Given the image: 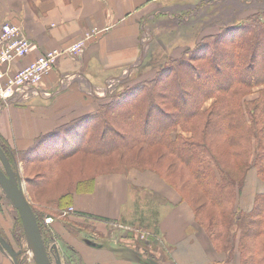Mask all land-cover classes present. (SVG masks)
Returning a JSON list of instances; mask_svg holds the SVG:
<instances>
[{
  "label": "trees",
  "instance_id": "trees-1",
  "mask_svg": "<svg viewBox=\"0 0 264 264\" xmlns=\"http://www.w3.org/2000/svg\"><path fill=\"white\" fill-rule=\"evenodd\" d=\"M259 13L220 25L180 56L165 60L152 79L120 87L96 112L38 137L24 153L12 152L0 138L11 166L20 160L40 169L38 181L27 180L29 190L36 192L53 184L63 160L81 155L109 161L118 151L160 148L159 159L170 158L162 172L169 176L176 166L184 169L203 205L220 214L209 222L194 216L214 249L225 255L214 264H232L236 251L240 264H264V190L251 208L238 209L243 179L236 180L235 173L253 168L264 176V14ZM254 88L258 95L248 99ZM70 145L71 150L63 153ZM133 160L136 165L128 169L110 164L71 180L46 202L59 214H69L65 212L73 208V195L92 191L98 175L156 166L155 162L145 166L137 156ZM167 183L183 186L172 178ZM197 197L182 200L194 207ZM30 205L38 221L36 207ZM15 228L22 233L19 217Z\"/></svg>",
  "mask_w": 264,
  "mask_h": 264
},
{
  "label": "crops",
  "instance_id": "crops-1",
  "mask_svg": "<svg viewBox=\"0 0 264 264\" xmlns=\"http://www.w3.org/2000/svg\"><path fill=\"white\" fill-rule=\"evenodd\" d=\"M204 6L202 0H0V24L20 25L33 42L29 55L16 63L18 68L46 51L69 46L86 31H102L87 42L83 53L59 58L54 69L42 78L37 92L15 103L0 105L3 143L14 153H24L38 137L96 112L117 90L108 87L112 79L124 80L140 75L138 68L150 53L157 31L177 32L187 23L191 28H197L192 44L176 47L180 49L167 57L180 56L184 51L181 48L192 47L206 35L204 32L200 36L207 27V18L201 12ZM185 11L197 14L182 17ZM145 32L147 42H144ZM155 74L156 69L146 70L144 76L134 82L150 80ZM17 164L21 174L24 165L20 160ZM252 170L255 176L256 171ZM131 184L158 195L159 201L144 205L137 202L136 197L130 200L128 186ZM169 185L153 172L131 168L126 173L98 175L92 191L75 193L72 206L79 213L75 217L92 221L97 226L96 231L103 234L99 237L100 242L89 244L83 240L75 244L79 254L86 256L87 264L133 263L126 254L133 252V247L117 239L124 240L127 235L116 237L112 229L117 226L128 229L132 227L130 222H139L146 230H151L152 239H158L166 250L168 256L161 255L158 264L222 261L224 253L214 249L206 233L196 225L190 206ZM130 201L133 202L129 206ZM124 207L126 210L122 213ZM119 219L126 222L119 223ZM57 226L53 221L52 227L56 229ZM134 250L138 263L142 264L145 253L142 249ZM0 264H13L2 251ZM232 264H240L238 256H234Z\"/></svg>",
  "mask_w": 264,
  "mask_h": 264
},
{
  "label": "rangeland",
  "instance_id": "rangeland-1",
  "mask_svg": "<svg viewBox=\"0 0 264 264\" xmlns=\"http://www.w3.org/2000/svg\"><path fill=\"white\" fill-rule=\"evenodd\" d=\"M202 2L205 3V6L201 12L207 18V27L205 31H201L200 36H202L204 32L206 33L205 36L214 34L217 32L220 25H226L231 22H236L240 19H244L247 15L249 16L256 12L264 14V0H202ZM190 10L192 9L189 8V11ZM189 11L183 12L185 14H182V17L197 14L196 12L190 14L191 11L190 13H188ZM194 19L195 16L191 18V20ZM186 24L183 25L186 26L185 28L173 33H164L162 31H157L154 34V39L152 40L153 47L152 49H150V53L145 56L143 65L138 68L141 69L139 71L140 75L137 77L136 75H134L132 78H127L124 80L112 79L109 86L115 87L117 89L115 92H117L121 89L120 87H124L127 84H133V82L137 80V78H140V76H144V72L146 70L157 69L168 58L167 56H169V53H173V51H175L176 53V51L180 49H176V47L192 44L191 41L196 35L197 28L193 29L190 27V24H187L189 25V27ZM200 29L201 27H199V31ZM101 32V30L92 29L86 31L82 38L76 40L74 43L79 44L78 54L83 53L87 42L99 36ZM144 36L146 37V39H144V42H147V32L144 33ZM74 43L64 48H69ZM181 49L185 50L183 48ZM115 92L113 94H115ZM257 95L258 89L254 88L251 90V94H248L247 98L250 99V97H255ZM209 103L211 104V100H209L205 104V107H208L210 105ZM49 153L50 152H48V154ZM161 154L162 150L160 148L153 147L140 150L136 149L133 152L118 151L115 154L111 153V160L109 161L97 158L93 159L92 157L85 158L81 155H78L77 157L61 161V163L59 164V172L55 173L56 175L54 176V179L52 181L53 184L50 185L51 187L48 185L47 188L40 189L36 192L29 190L30 188L27 180L35 179L36 181H38L39 176L41 175L39 173L40 169L34 165H25L23 169L21 168L20 178L22 186L28 200L32 202L36 207V212L39 218V225L41 226V229L43 230L45 236L44 245L48 252L50 264H57V255L60 258V264H87L85 259L86 256L79 254L75 244L80 243L83 240H85V242L89 244L95 241L100 242L101 240L99 237H102L103 234L96 231L97 226L92 221L90 222L88 220H81L79 218H76L75 214L71 213L59 214L57 211H55V206L46 201L64 191L66 188L65 186H68L69 181L80 178L83 179L93 172H97V170H99L100 168L106 169L104 166L114 164L115 167H125L127 169L128 167H130V165L135 166L136 164L134 163L133 158L136 156L139 158L142 164H145V166H149L154 162L156 163V166H153L151 168L148 167L138 169L139 171L153 172L159 179L164 182H167L168 179L172 178L175 182L183 183V186L181 187L177 185L175 187L169 185L180 195L181 198L185 199L187 195L189 197L194 195L198 196L194 201V207L189 205L194 216L206 222L211 221L212 218H220L219 212L216 211L214 207L206 205V203L203 205V198L199 195V192L196 189L191 187L192 183L189 180L188 175H186L185 173L186 176H184L183 174L185 172L184 169L176 166L175 171H173L169 176L168 173L162 172V170L165 169L167 165H169L170 158L159 159ZM157 159H159V161ZM15 167L18 169V164H16ZM0 168L5 171L4 165L2 164L1 160ZM250 171L251 169L247 170L246 174H244L243 169H238L237 172H235L237 173L236 180L243 179V182L241 184V194L237 202V206L239 207L238 209L248 210L253 198L264 190V176H260V178L256 172L255 176L257 180L244 188V185L247 181V176ZM26 190H29L30 192L27 193ZM128 191L130 192V200L136 197L137 202H139L140 204L146 205L147 203H149V205H151L155 200L159 201L160 199L158 195L152 194L151 191L140 189L139 187L133 186L132 184L128 186ZM40 201L43 202L39 204ZM132 202H129V206L130 204H132ZM195 207L198 211L195 210ZM73 210H76L75 207ZM125 210L126 208L124 207L121 209V212L124 213ZM41 211L46 212L41 213ZM49 213L51 216L49 215ZM138 214V217H140L139 212ZM44 216L53 218V221L58 224L56 229L52 227L53 222L49 225H46L44 223ZM18 217L21 221L17 210L14 208L7 195L0 187V236L14 249L15 252H17L16 259L19 264H36L33 244L30 237L25 231L22 221V233H20V230H17L15 228V226H17ZM226 218H228V216ZM118 222L122 223L126 221L119 219ZM130 223L132 224V227L128 229L126 227L120 228L119 226L112 227V229H114L116 237H119L120 234L127 235V238H124V240H122L121 237L117 239L133 247L131 250L133 252L126 253L131 262H133L134 264H139V259H137L138 255L135 254L134 248H136L137 251L142 249L141 251L145 253L143 254L145 256L143 257L142 264H158V259L161 258V255L168 256L166 250L162 248L159 240L152 239V235L150 234L151 230H146L147 228H144L143 224H139V222ZM133 225H139L140 227L134 228ZM233 230L236 229L233 227ZM94 233L99 236L94 235ZM237 233L239 232L237 231ZM154 240L157 241L158 244H160L154 245ZM145 244H148L149 246ZM169 249L171 248L169 247ZM235 254L237 257V251L235 252Z\"/></svg>",
  "mask_w": 264,
  "mask_h": 264
},
{
  "label": "built area",
  "instance_id": "built-area-1",
  "mask_svg": "<svg viewBox=\"0 0 264 264\" xmlns=\"http://www.w3.org/2000/svg\"><path fill=\"white\" fill-rule=\"evenodd\" d=\"M33 46L20 25L14 23L0 24V105L17 102L39 90V85L56 61L66 55H77L79 44L69 48H57L46 51L25 66L16 67V63L29 55ZM18 60V61H17ZM70 207L65 213L73 212ZM44 222L49 224L52 218L46 216Z\"/></svg>",
  "mask_w": 264,
  "mask_h": 264
},
{
  "label": "water",
  "instance_id": "water-1",
  "mask_svg": "<svg viewBox=\"0 0 264 264\" xmlns=\"http://www.w3.org/2000/svg\"><path fill=\"white\" fill-rule=\"evenodd\" d=\"M0 160L5 168V171L0 168V187L17 210L25 231L32 241L36 264H50L48 252L42 239L38 221L24 192L19 173L11 166L1 146ZM0 251L6 252L11 257L14 264H19L16 259L17 252H15L1 236ZM56 263L60 264V258L58 256Z\"/></svg>",
  "mask_w": 264,
  "mask_h": 264
},
{
  "label": "bare ground",
  "instance_id": "bare-ground-1",
  "mask_svg": "<svg viewBox=\"0 0 264 264\" xmlns=\"http://www.w3.org/2000/svg\"><path fill=\"white\" fill-rule=\"evenodd\" d=\"M105 131H106V130H105ZM70 150H71V145H70L68 148L63 149L62 152H63V153H68ZM253 173H254V172H253V170H252V171H250V173L248 174V176H247V181H246V183H245V185H244V188H246V186H248V185L254 183V182L257 180L256 177L253 176ZM243 191H244V190H243Z\"/></svg>",
  "mask_w": 264,
  "mask_h": 264
}]
</instances>
